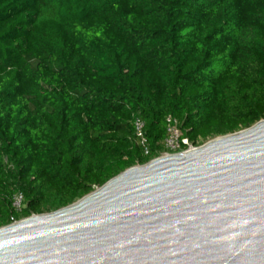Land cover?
<instances>
[{"label":"trees","instance_id":"1","mask_svg":"<svg viewBox=\"0 0 264 264\" xmlns=\"http://www.w3.org/2000/svg\"><path fill=\"white\" fill-rule=\"evenodd\" d=\"M169 115L193 142L264 119V0H0V227L159 156Z\"/></svg>","mask_w":264,"mask_h":264},{"label":"water","instance_id":"2","mask_svg":"<svg viewBox=\"0 0 264 264\" xmlns=\"http://www.w3.org/2000/svg\"><path fill=\"white\" fill-rule=\"evenodd\" d=\"M0 264H264V119L0 227Z\"/></svg>","mask_w":264,"mask_h":264},{"label":"built area","instance_id":"3","mask_svg":"<svg viewBox=\"0 0 264 264\" xmlns=\"http://www.w3.org/2000/svg\"><path fill=\"white\" fill-rule=\"evenodd\" d=\"M166 123L167 137L163 141L164 149L161 151L159 156L170 153L189 151L200 146L197 145L196 142H193L189 140V138L183 136L181 124L177 118L169 115L166 119ZM134 125L138 142L141 144V146L144 147L145 154H150L151 150L148 147V139L145 135V122L138 117L135 119ZM12 205L16 211L21 212L27 206L24 194L21 192L16 193L13 196ZM16 221L18 220H15L14 222Z\"/></svg>","mask_w":264,"mask_h":264},{"label":"rangeland","instance_id":"4","mask_svg":"<svg viewBox=\"0 0 264 264\" xmlns=\"http://www.w3.org/2000/svg\"><path fill=\"white\" fill-rule=\"evenodd\" d=\"M213 138H210V139H206V140H198L196 142L197 145H201V144H204V143H207L208 141L212 140ZM76 201V200H75ZM50 212H53V210H50V209H43L39 214H42V213H50Z\"/></svg>","mask_w":264,"mask_h":264}]
</instances>
